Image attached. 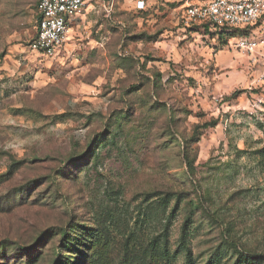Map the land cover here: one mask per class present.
I'll use <instances>...</instances> for the list:
<instances>
[{"label": "rangeland", "instance_id": "1", "mask_svg": "<svg viewBox=\"0 0 264 264\" xmlns=\"http://www.w3.org/2000/svg\"><path fill=\"white\" fill-rule=\"evenodd\" d=\"M148 1L53 59L38 0H0V264H264L258 68L183 31L205 0Z\"/></svg>", "mask_w": 264, "mask_h": 264}, {"label": "built area", "instance_id": "2", "mask_svg": "<svg viewBox=\"0 0 264 264\" xmlns=\"http://www.w3.org/2000/svg\"><path fill=\"white\" fill-rule=\"evenodd\" d=\"M85 8V0H38L40 18L27 48L44 58H58L69 40L72 21ZM136 9H144L138 1ZM182 27L195 28L204 36L228 40L231 47L258 68L257 80L264 90V0H205L187 4Z\"/></svg>", "mask_w": 264, "mask_h": 264}, {"label": "crops", "instance_id": "3", "mask_svg": "<svg viewBox=\"0 0 264 264\" xmlns=\"http://www.w3.org/2000/svg\"><path fill=\"white\" fill-rule=\"evenodd\" d=\"M141 0H85V8L84 11L77 17H75L72 21V26L76 23L81 21L84 17L89 16V17H95L96 15H100V13H103L105 17H110V16H115L121 11H133L136 9V3ZM144 2V9L151 5V3L148 0H142ZM198 3V2H197ZM188 3L183 5L184 7ZM138 10V9H137ZM183 12V10H182ZM118 16V15H117ZM184 32H196L197 30H191V29H185L183 28ZM199 33V32H196ZM177 35V34H176ZM183 38H185L187 35L182 34ZM180 35H178L179 37ZM191 36V35H189ZM70 38L68 42L66 43L62 53L60 56H62L65 52H67V46H69ZM59 56V57H60Z\"/></svg>", "mask_w": 264, "mask_h": 264}, {"label": "trees", "instance_id": "4", "mask_svg": "<svg viewBox=\"0 0 264 264\" xmlns=\"http://www.w3.org/2000/svg\"><path fill=\"white\" fill-rule=\"evenodd\" d=\"M37 5V4H36ZM39 18H40V16H39V14L36 12V24H37V22L39 21ZM189 29H191L192 31L193 30H196L195 28H189ZM220 39H224V38H220ZM186 222V221H185ZM186 225V224H185ZM185 225H184V227H183V231H184V228H185ZM186 264H191V257H190V254H189V251L187 250V256H186Z\"/></svg>", "mask_w": 264, "mask_h": 264}]
</instances>
